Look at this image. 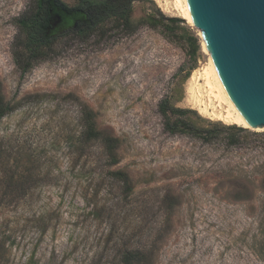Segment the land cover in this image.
Masks as SVG:
<instances>
[{
    "label": "rangeland",
    "instance_id": "obj_1",
    "mask_svg": "<svg viewBox=\"0 0 264 264\" xmlns=\"http://www.w3.org/2000/svg\"><path fill=\"white\" fill-rule=\"evenodd\" d=\"M162 1L133 0L131 34L116 20L68 34L21 74L17 22L36 0H0V92L12 107L0 118V264H125L129 254L131 264H264V129L199 113L210 58L174 0ZM159 14L183 23L152 27ZM162 100L200 126L246 133L234 146L226 133L210 144L168 134ZM84 109L119 140L115 165L84 141Z\"/></svg>",
    "mask_w": 264,
    "mask_h": 264
},
{
    "label": "trees",
    "instance_id": "obj_2",
    "mask_svg": "<svg viewBox=\"0 0 264 264\" xmlns=\"http://www.w3.org/2000/svg\"><path fill=\"white\" fill-rule=\"evenodd\" d=\"M132 2L133 0H77L74 6L69 7L62 0H36L34 13L25 14L17 22L25 36L22 48L13 53L16 67L21 71V74H26L37 64L49 58L54 43L60 38L68 34L89 35L96 29H100L107 20H116L117 27H121L126 34H131L134 31V26L130 21ZM158 16V21L151 23L152 27L157 24L183 23L177 18H165L161 14ZM11 111L12 107L5 102L0 92V118ZM81 112L84 141H99L107 162L109 165H115L119 140L96 128L91 111L84 109ZM158 112L163 119V130L166 133L196 138L204 144H210L221 133H226L227 146H234L239 142L238 133H246L234 126L217 124L200 126L197 121H203L199 117L192 120L188 116L194 114L192 111L173 107L168 100H162L159 103ZM112 175L123 185H127L128 176L125 173L116 171ZM125 260V264H131L134 255H127Z\"/></svg>",
    "mask_w": 264,
    "mask_h": 264
},
{
    "label": "water",
    "instance_id": "obj_3",
    "mask_svg": "<svg viewBox=\"0 0 264 264\" xmlns=\"http://www.w3.org/2000/svg\"><path fill=\"white\" fill-rule=\"evenodd\" d=\"M214 71L249 129H264V0H186Z\"/></svg>",
    "mask_w": 264,
    "mask_h": 264
},
{
    "label": "bare ground",
    "instance_id": "obj_4",
    "mask_svg": "<svg viewBox=\"0 0 264 264\" xmlns=\"http://www.w3.org/2000/svg\"><path fill=\"white\" fill-rule=\"evenodd\" d=\"M156 1L160 6L167 7L166 4H163L162 0ZM173 3L175 9L180 14L179 16H181L188 24L192 25V18L187 1L174 0ZM202 47L205 52L206 50L203 44ZM201 75L203 77V85L199 88L197 87L194 92L195 95L193 96L194 104L199 113L204 116L212 117L215 120L222 121L228 125H235L248 129L249 126L226 94L214 71L210 59L208 60L207 67Z\"/></svg>",
    "mask_w": 264,
    "mask_h": 264
}]
</instances>
